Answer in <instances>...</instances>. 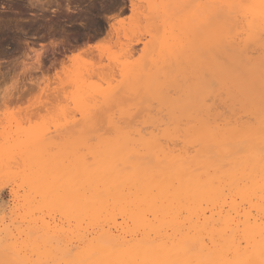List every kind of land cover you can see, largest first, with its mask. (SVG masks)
I'll return each instance as SVG.
<instances>
[{"label": "bare ground", "instance_id": "obj_1", "mask_svg": "<svg viewBox=\"0 0 264 264\" xmlns=\"http://www.w3.org/2000/svg\"><path fill=\"white\" fill-rule=\"evenodd\" d=\"M196 8V14L206 10ZM114 29L108 26V32ZM191 36H150L143 43L158 52L149 60L155 70L148 78L156 80L148 81L143 96L157 101L162 116H143L137 124L130 120L104 135L109 120L94 122L96 112L86 114V107L70 137H50L45 128H35L6 147L4 156L17 158L25 173L22 182L33 194L23 200L26 215L41 213L36 215L41 222L35 236L27 226L0 238V260L222 264L259 258L264 249V41ZM82 66L72 70L81 89L95 73ZM163 71L174 75L161 80ZM178 73L183 78L177 81ZM81 89V104L98 102V97L89 100L96 97L93 90L87 95ZM61 221L66 227L72 223L74 249L61 238Z\"/></svg>", "mask_w": 264, "mask_h": 264}, {"label": "rangeland", "instance_id": "obj_2", "mask_svg": "<svg viewBox=\"0 0 264 264\" xmlns=\"http://www.w3.org/2000/svg\"><path fill=\"white\" fill-rule=\"evenodd\" d=\"M125 2L127 7L121 9L124 13L122 18L117 14L112 20L106 22V26L101 27L98 25L94 31L95 39L107 38L114 57L109 68L100 66L99 55L93 59L89 54L82 59L73 61L72 57L80 51V44L75 43V34H72L73 42L67 45L62 40L59 42L61 45L54 42L56 40L55 34L42 23V20L53 14L48 5H51L52 8H61L58 0H36V3L41 6L32 9L27 8L23 0H2L0 2V8H7L9 15L15 18L13 23L0 33V238L7 239L9 237H5V235H11L10 232L16 235L19 230H25L27 226H34L33 228L28 227V229L32 233L34 232L33 236H35L37 225L39 226L41 222L37 220L39 219L38 215L41 217V213L34 211L32 215L29 214L30 217H33V220L26 215L29 211H26L25 201L23 200H26L30 194V197H32L33 194L31 191L28 192L27 184L25 185L22 182V179H24L22 176L25 173L22 175L23 168L21 169V166L16 163L17 158L13 157L10 161L8 157L4 156L9 154L4 151H7V146H11V142L14 144L16 140L24 139L27 135L26 131H32V129L34 131L35 128L36 130L40 128L38 130L43 132L45 128L50 137L59 138L65 135L70 137L78 128L76 122L81 120L80 112L82 110V113H84L86 107H89L85 111L86 114L92 109L91 113L98 112V102L100 100L103 102V99H100V97L102 98V92L96 88L101 86L107 89L108 85L106 84L111 82L113 73L119 76L121 67L127 71L126 78H130L133 88L139 90V95H136L134 91H130L129 95L121 97V102L118 105L114 104L112 108L114 122L117 120L122 122V125H126L127 122L131 124L132 121L130 122V120H133V123L137 124L148 116L152 118L155 114H157L156 118L162 116L163 113H158L161 109L159 110L158 103L154 99L151 100V103H144L136 107L141 98H144L142 89L146 85L149 87L151 83L154 84L156 80L155 76L148 78V75L154 73L155 67L150 65L149 60L157 57V50L150 49L151 53H146L147 57H144L149 48L145 47L143 43H149L150 36L154 39L168 38L173 40L176 37L186 39L195 34V36L199 35L201 37L199 39H210L214 35V37L219 36V38L224 37L225 39L229 37L232 40L246 37L261 40V34L264 32V16L261 15L264 11L261 8L262 0H132L135 4L134 9L130 4V0H120L121 5H124ZM155 5H168L169 7L167 9H157L154 7ZM196 7L198 10L202 7V10L204 7L206 10L209 8V12L200 9L201 14L196 11L198 15L195 13ZM62 11L61 8L59 13L61 17L66 15ZM210 12L212 13L210 14ZM204 13H207V15ZM30 14L34 15L35 19L28 20ZM121 19L125 22L122 23ZM110 24L115 27L111 31L112 33L108 32ZM38 54L41 56V65L36 69L38 65L35 62ZM121 57V65L117 66L115 58ZM108 63L106 56L105 64ZM126 63L129 64L126 65ZM82 65L96 70H94L93 76L88 78L83 85L85 89L83 86V89H81L76 84L77 79L74 81V77L77 78V75H75V71H72L75 68L77 69L78 66L83 68ZM171 75L174 74L163 71L160 72L159 78L163 80L164 77H170ZM175 76L177 81L183 78L182 73L175 74ZM148 81H151V83ZM87 85L92 86L91 88L96 86L91 89ZM6 88L8 89L7 93H5ZM79 88L83 91L87 90V95L91 92L92 94H90L93 96V93H95L96 97L93 96L89 100L98 97L100 100L97 99L98 102H94L97 105L93 104V100L91 103L88 102L91 106L88 105L87 101L81 104L82 101L79 98H82V96L79 94L81 93ZM90 90H97L98 93ZM76 105H79L80 108L84 106V108L79 111L80 108ZM61 107L63 111L60 110ZM121 108L124 109L123 114H121ZM91 113L89 114L91 115ZM141 117H143V120H141ZM102 120H109L108 115L104 114ZM138 120L141 121L136 122ZM66 127L68 130H66ZM2 149L3 152H1ZM8 150V152H11L9 148ZM16 166L19 170L21 169V172L16 169ZM9 168L15 170L13 172L12 170H10L11 172L6 171ZM20 186L22 187L19 188ZM22 210L26 216L22 213ZM35 219L37 222H34ZM57 223L62 225L60 226L62 240L64 239V243H67L69 248L74 249L76 241L70 233L73 230L72 223L71 226L67 227L64 221ZM4 229L7 230V233L2 232ZM68 238L69 241L67 242Z\"/></svg>", "mask_w": 264, "mask_h": 264}, {"label": "snow or ice", "instance_id": "obj_3", "mask_svg": "<svg viewBox=\"0 0 264 264\" xmlns=\"http://www.w3.org/2000/svg\"><path fill=\"white\" fill-rule=\"evenodd\" d=\"M2 2V0H0ZM61 5L62 10L66 13L65 16H59L61 8H52L48 5L50 11L53 13L50 16L45 17L42 23L50 29L56 37L54 42L59 43L61 40L65 45L73 42V35H76L75 43L80 44V51L72 57L73 61L82 59L85 55H91L93 59L99 55V64L101 67L107 68L111 67V61L114 59L111 48L108 45L107 38L97 40L94 37V31L99 25L101 27L106 26V22L113 19L114 16L119 14L121 18L124 13L121 11L122 7L126 9V2L121 5L120 0H58ZM24 5L27 8H35L41 5L36 3V0H23ZM157 9H167L168 5H155ZM135 6H133V9ZM261 8L264 9V0H262ZM264 16V11L261 13ZM14 17L10 16L7 8H0V33L4 29L10 26ZM35 19L34 15H29L28 20ZM131 19V18H129ZM121 22H125L121 19ZM261 40L264 41V32L261 34ZM81 41L83 42L81 44ZM108 58V64H105V57ZM116 65L121 64V58H115ZM8 89H5L7 93ZM130 91H134L136 95H139V90L134 89L130 78H126V72L123 67L120 68L119 76L114 73L111 77V82L107 89H101L102 95L104 97L103 102L97 105L98 112L94 114V122L102 124V118L104 114L108 115L109 119V131L104 133V135H110L111 129L114 127L117 131L122 127V122H114V113L112 108L114 104L118 105L121 102V97L124 95H129ZM152 98L147 97L141 98L139 105L144 103H151ZM210 101V98H209ZM63 111V108L60 109ZM121 114H123L124 109H120ZM264 152V149H262ZM131 155V153H130ZM260 199L264 202V184L260 188ZM0 264H9V262L0 260ZM34 264H65L64 261L57 260H37ZM67 264H90L86 260H76L67 262ZM121 264H133L131 261H123ZM135 264H180V262H170L162 260H144L137 261ZM187 264V262H184ZM197 264H218L216 261L207 260L199 261ZM222 264H264V249L259 253L258 259H248L242 262L224 261Z\"/></svg>", "mask_w": 264, "mask_h": 264}]
</instances>
